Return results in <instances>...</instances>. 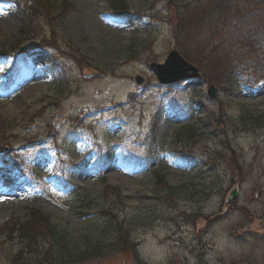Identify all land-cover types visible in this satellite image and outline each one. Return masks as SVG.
Segmentation results:
<instances>
[{"label": "rangeland", "instance_id": "rangeland-1", "mask_svg": "<svg viewBox=\"0 0 264 264\" xmlns=\"http://www.w3.org/2000/svg\"><path fill=\"white\" fill-rule=\"evenodd\" d=\"M28 2L0 0V228L37 207L73 249L101 243L58 264H264V125L246 116L264 111V0H227L182 34V3L197 22L205 0H123V17L111 0ZM173 50L199 79L160 84L151 63ZM4 233L11 264L25 246ZM38 242L21 264L43 259Z\"/></svg>", "mask_w": 264, "mask_h": 264}, {"label": "trees", "instance_id": "trees-1", "mask_svg": "<svg viewBox=\"0 0 264 264\" xmlns=\"http://www.w3.org/2000/svg\"><path fill=\"white\" fill-rule=\"evenodd\" d=\"M37 1V0H36ZM40 3V6L46 7L43 0H38ZM227 0H205L206 3H208L207 7L205 8L204 12L201 13V15L198 18V21H194V16H189L185 13L186 11V5L184 3L183 6L185 9L181 14L177 15V31L178 33L182 34L187 31V27L192 26V23L196 24V27H201V20L200 17L207 11L210 12L209 14L213 15L215 14V11L219 9L220 6L225 5ZM232 2V0H231ZM113 9L115 12H127L128 5H126L122 0H115L112 3ZM71 11L70 5H67L66 3L62 4L60 14L61 16L68 15ZM36 12V11H35ZM47 17H50L48 15V12L45 13ZM239 19V18H238ZM200 29V28H199ZM202 31V30H201ZM199 31V32H201ZM22 36H26L30 33V29L23 30ZM259 41L264 40V37L261 36L256 37ZM23 39V38H22ZM26 40V39H25ZM24 41V40H23ZM22 40H20V44L23 43ZM206 41V40H205ZM222 66V63L220 64ZM225 67L224 71L229 73L230 65L224 64ZM229 69V70H228ZM232 69V67H231ZM234 71L238 72L239 69L234 68ZM221 69L217 70L216 72H220ZM247 119L252 120L255 119L260 126L264 125V111L261 112L258 115H246ZM220 119V118H218ZM219 122L222 123L221 119ZM187 133L190 135L193 133V129L191 127L185 128ZM181 131H179L180 133ZM182 133V132H181ZM182 135L179 136L181 138ZM182 142V141H181ZM221 154V153H219ZM236 159V157H235ZM156 185H160L159 187L161 190L162 188L165 189V192L168 194V196L171 194H176L178 192V188H173L168 185V183H164V176L161 174H156ZM88 206H85L87 208ZM113 214V213H112ZM5 232V233H4ZM4 233L6 237L9 239H17L19 242L24 244V248L16 255V258L12 261L11 264H21V260L24 257L25 249L29 252V250H33L34 247L38 246L39 244V238L40 237H49V246L44 247L43 251L39 252V255H42L43 259L38 260L36 264H58L63 260V258L67 255H69V258H72V261H81L84 259H89L91 256H96L99 254L98 251H95V249L99 248L101 246V243L98 245H93L85 248L81 252L77 249H73L71 247V243L67 240L66 237L61 234L60 230H58L57 225L51 223L50 218L47 214L43 213L40 209L37 207H32L29 210L27 219L21 221L20 219H12L11 221H8L5 223V227L0 228V234ZM126 236V233L123 234ZM123 236V240L125 243H127L125 237ZM134 246V244H133ZM60 249H63V251H60ZM30 253V252H29Z\"/></svg>", "mask_w": 264, "mask_h": 264}, {"label": "water", "instance_id": "water-1", "mask_svg": "<svg viewBox=\"0 0 264 264\" xmlns=\"http://www.w3.org/2000/svg\"><path fill=\"white\" fill-rule=\"evenodd\" d=\"M151 68L156 72L162 83H172L185 78L200 76L199 70L187 62L176 50L171 51L165 64L152 63ZM139 82L141 83V79ZM209 94L212 98L216 97V89L214 86L210 87ZM238 192V186H234L225 199L226 205L232 199L236 200L238 198Z\"/></svg>", "mask_w": 264, "mask_h": 264}, {"label": "bare ground", "instance_id": "bare-ground-1", "mask_svg": "<svg viewBox=\"0 0 264 264\" xmlns=\"http://www.w3.org/2000/svg\"><path fill=\"white\" fill-rule=\"evenodd\" d=\"M10 20V19H9ZM11 22V21H10Z\"/></svg>", "mask_w": 264, "mask_h": 264}]
</instances>
